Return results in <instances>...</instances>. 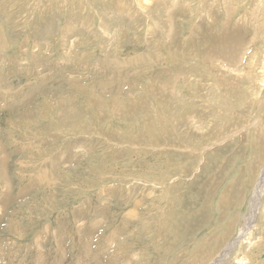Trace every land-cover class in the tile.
<instances>
[{"label": "rangeland", "instance_id": "374dc122", "mask_svg": "<svg viewBox=\"0 0 264 264\" xmlns=\"http://www.w3.org/2000/svg\"><path fill=\"white\" fill-rule=\"evenodd\" d=\"M263 174L264 0H0V264H264Z\"/></svg>", "mask_w": 264, "mask_h": 264}, {"label": "bare ground", "instance_id": "6f19581e", "mask_svg": "<svg viewBox=\"0 0 264 264\" xmlns=\"http://www.w3.org/2000/svg\"><path fill=\"white\" fill-rule=\"evenodd\" d=\"M261 185L258 186L257 188V191H256V195H255V201H254V204H253V211H252V215L254 217H250V219H248L247 221V225L245 226V228L243 229V233H241V236H244L247 234V232L250 230V228L252 227L253 225V221H254V218H255V214L257 212V209L258 207L260 206V198L262 197L263 195V190L262 187H263V184H264V174L261 178V181H260ZM243 263V262H242Z\"/></svg>", "mask_w": 264, "mask_h": 264}]
</instances>
